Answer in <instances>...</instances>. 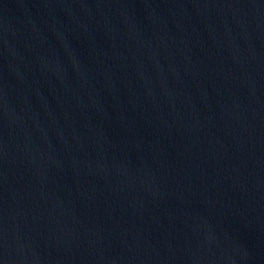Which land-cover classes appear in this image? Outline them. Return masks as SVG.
Here are the masks:
<instances>
[{"label": "water", "instance_id": "water-1", "mask_svg": "<svg viewBox=\"0 0 264 264\" xmlns=\"http://www.w3.org/2000/svg\"><path fill=\"white\" fill-rule=\"evenodd\" d=\"M0 264H264V0H0Z\"/></svg>", "mask_w": 264, "mask_h": 264}]
</instances>
